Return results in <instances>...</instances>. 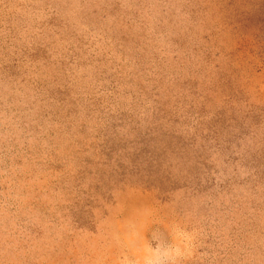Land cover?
<instances>
[{
    "label": "rangeland",
    "instance_id": "obj_1",
    "mask_svg": "<svg viewBox=\"0 0 264 264\" xmlns=\"http://www.w3.org/2000/svg\"><path fill=\"white\" fill-rule=\"evenodd\" d=\"M0 264H264V0H0Z\"/></svg>",
    "mask_w": 264,
    "mask_h": 264
}]
</instances>
